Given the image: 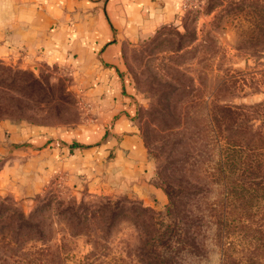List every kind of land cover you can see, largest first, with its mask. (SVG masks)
<instances>
[{
	"label": "rangeland",
	"instance_id": "374dc122",
	"mask_svg": "<svg viewBox=\"0 0 264 264\" xmlns=\"http://www.w3.org/2000/svg\"><path fill=\"white\" fill-rule=\"evenodd\" d=\"M122 60L151 181L166 203L145 206L104 183L54 181L26 198L0 186V264H30L24 259L38 249L58 254L53 264H151L145 255L159 253L169 237L188 241L176 224L186 225L202 255L196 264L219 263L214 223L225 206L217 176H209L216 159L210 128L224 131L225 116L230 125L264 128V116L252 110L264 104V0H187L174 19L126 45ZM0 98V123L64 129L83 118L71 76L44 63L0 57ZM224 106L234 112L227 116Z\"/></svg>",
	"mask_w": 264,
	"mask_h": 264
},
{
	"label": "crops",
	"instance_id": "0c3cea01",
	"mask_svg": "<svg viewBox=\"0 0 264 264\" xmlns=\"http://www.w3.org/2000/svg\"><path fill=\"white\" fill-rule=\"evenodd\" d=\"M187 0H0V57L68 73L83 118L70 128L0 123V186L17 197L49 183L114 185L145 206L162 188L137 126L123 48L174 19Z\"/></svg>",
	"mask_w": 264,
	"mask_h": 264
},
{
	"label": "trees",
	"instance_id": "16d2710c",
	"mask_svg": "<svg viewBox=\"0 0 264 264\" xmlns=\"http://www.w3.org/2000/svg\"><path fill=\"white\" fill-rule=\"evenodd\" d=\"M232 110L224 106V114ZM252 110L264 116L263 103L256 104ZM5 111L0 98V112ZM224 121V131L219 125L213 126L209 137L213 141L216 156L211 161L213 173L209 176L213 181L217 176L218 182L214 183L220 188L221 202L225 206L223 219L214 223L219 243L218 264H264V128L252 130L243 123L239 126L230 125L232 123L228 122L226 116ZM177 171L179 176L185 174L181 170ZM190 172L193 173V170ZM169 179L173 183L179 182L172 174ZM197 181L201 182L202 179L197 177ZM183 228H186L185 224H176L175 231L188 241H173L169 237L162 243L163 249L152 256L145 255L146 260L151 264H190L188 259H192L193 264L198 263L202 255L199 257L196 253V244L186 236V229L183 231ZM155 240L162 241V237ZM35 253L24 261L30 264H53V260H60L58 254L48 250L38 249ZM21 255L23 257L26 254Z\"/></svg>",
	"mask_w": 264,
	"mask_h": 264
}]
</instances>
